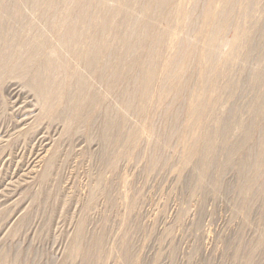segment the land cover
<instances>
[{
    "label": "rangeland",
    "instance_id": "374dc122",
    "mask_svg": "<svg viewBox=\"0 0 264 264\" xmlns=\"http://www.w3.org/2000/svg\"><path fill=\"white\" fill-rule=\"evenodd\" d=\"M0 264H264V0H0Z\"/></svg>",
    "mask_w": 264,
    "mask_h": 264
},
{
    "label": "bare ground",
    "instance_id": "6f19581e",
    "mask_svg": "<svg viewBox=\"0 0 264 264\" xmlns=\"http://www.w3.org/2000/svg\"><path fill=\"white\" fill-rule=\"evenodd\" d=\"M33 3H35V2H33ZM37 3H38V2H37ZM159 4H160V3H159ZM86 5H87V4H86ZM161 5H162V4H161ZM36 8H37V7H36ZM50 10H51V9H50ZM44 16H45V15H44ZM82 18H83V17H82ZM82 18H81V19H82ZM49 22H50V21H49ZM102 22H103V21H102ZM48 27H49V26H48ZM52 27H53V26H52ZM24 32H25V31H24ZM35 34H36V33H35ZM40 34H41V33H40ZM71 35H72V37H74V36H73V33H72ZM66 37H67V36H66ZM70 37H71V36H70ZM70 37H69V35H68V39H69ZM72 37H71V38H72ZM74 38H75V37H74ZM79 38H80V37H79ZM95 39H96V38H95ZM95 39H94V40H95ZM69 40H70V39H69ZM69 40H68V41H69ZM68 41H67V42H68ZM91 41H92V40H91ZM61 42H62V40H61ZM94 42H95V41H94ZM68 43H69V42H68ZM98 43H99V41L97 42V44H98ZM64 44H65V41H64ZM99 44H100V43H99ZM89 45H92V44L90 43ZM93 45H94V44H93ZM98 46H99V45H98ZM100 46H101V45H100ZM100 46H99V47H100ZM92 47H93V48H92ZM92 47H91V48H92L91 50H90V47H89V49H88V52H89V50H90V51H91V52H90L91 54H90V55L87 54L88 56L83 60V62L85 63V64H84V63H83V64L86 65V66H88V67H90V66L92 65V63L94 62V61H93V60H94V56H95V54L97 53V50H99V49L97 48L96 45H94V46H92ZM101 48H102V47H101ZM64 50H65V49H64ZM26 51H27V50H26ZM36 51H37V50H36ZM88 52H87V53H88ZM99 52H100V51H99ZM85 54H86V53H85ZM98 54H99V53H98ZM98 54H97V55H98ZM184 55H185V54H184ZM204 55H205V54H204ZM37 56H38V55H37ZM84 56H85V55H84ZM8 61H9V60H8ZM49 65H50V64H49ZM83 67H84V66H83ZM100 69H101V68H100ZM14 78H15V77H14ZM44 78H45V77H44ZM7 80H8V79H7ZM45 84H46V83H45ZM105 84H106V83H105ZM47 86H48V85H47ZM44 88H46V87H44ZM50 88H51V87H50ZM42 89H43V88H42ZM47 91H48V90H47ZM48 92H49V91H48ZM40 93H41V92H40ZM49 93H50V92H49ZM87 93H88V92H87ZM42 94L44 95V93H42ZM45 94H46V93H45ZM131 102H132V101H131ZM125 103H126V102H125ZM82 110H83V109H82ZM125 112H126V111H125ZM52 121H53V120H52ZM58 122H59V121H58ZM54 123H55V122H54ZM117 124H118V123H117ZM104 125H105V124H104ZM111 127H112V126H111ZM106 132H107V131H106ZM104 138H105V137H104ZM103 142H104V141H103ZM114 165H115V164H114Z\"/></svg>",
    "mask_w": 264,
    "mask_h": 264
}]
</instances>
